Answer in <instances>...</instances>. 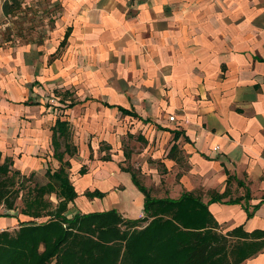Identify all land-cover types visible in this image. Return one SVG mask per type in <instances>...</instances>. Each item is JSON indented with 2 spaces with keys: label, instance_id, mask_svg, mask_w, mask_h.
I'll return each mask as SVG.
<instances>
[{
  "label": "crops",
  "instance_id": "1",
  "mask_svg": "<svg viewBox=\"0 0 264 264\" xmlns=\"http://www.w3.org/2000/svg\"><path fill=\"white\" fill-rule=\"evenodd\" d=\"M60 1L53 42L61 40L54 47L49 44L52 51L47 55L66 49L63 62L37 66L34 74L75 83L74 54L80 81L101 97L102 116H124L143 124L158 121L159 137L172 141L167 162L177 163L170 155L178 148L186 155L189 170L181 177L178 197L193 192L206 203L223 195L220 202L208 204L222 231L242 227L246 233L264 232V0ZM68 30L66 44L59 48ZM24 53L14 62L22 73L27 72ZM13 86L15 100L20 87ZM27 106L3 102L0 110L28 115ZM50 130L51 136L32 131L18 139L20 131L12 128L13 145L23 154L19 164L12 159L13 166L37 172L41 163L36 156L51 141ZM5 131L0 130V153L9 140ZM100 142L108 148L116 145L111 134L101 136ZM101 161L112 160L106 156ZM79 184L80 190L95 187L83 195L98 204L86 203L87 212L71 215L116 210L109 208L116 203L122 217L143 215L144 196L124 168L112 176L108 170L97 171ZM94 189L103 197L88 198L86 193ZM20 217L0 218V231L18 227ZM241 264H264V248Z\"/></svg>",
  "mask_w": 264,
  "mask_h": 264
},
{
  "label": "trees",
  "instance_id": "2",
  "mask_svg": "<svg viewBox=\"0 0 264 264\" xmlns=\"http://www.w3.org/2000/svg\"><path fill=\"white\" fill-rule=\"evenodd\" d=\"M20 7L19 0H5L3 15L12 16ZM68 35L69 30L59 48ZM69 140L68 123L57 119L51 146L60 166L45 172L46 184L28 188L25 194L22 183L30 177L12 170V158L0 153V206L6 210L0 218H47L42 223L19 221L17 230L0 231V264H241L264 248L262 231L246 233L237 227L222 233L208 204L220 202L223 195L206 203L193 192L158 199L133 174L132 182L144 196L141 218L124 219L116 210L68 217V204L77 197L69 179L70 163L64 161L65 155L71 158L76 153ZM79 174H85L84 168ZM50 194L58 199L54 207L45 198ZM86 196L102 198L103 193L95 190Z\"/></svg>",
  "mask_w": 264,
  "mask_h": 264
},
{
  "label": "rangeland",
  "instance_id": "3",
  "mask_svg": "<svg viewBox=\"0 0 264 264\" xmlns=\"http://www.w3.org/2000/svg\"><path fill=\"white\" fill-rule=\"evenodd\" d=\"M4 1L0 0V103L7 102L13 107L27 104L28 111L25 112L28 115L17 114L16 111L0 110V130H8L5 132L9 136L8 142L1 150L2 158L10 156L14 163L22 162L23 154L16 150L13 141L16 138L20 139L21 134L27 138L26 134L28 135L32 131H38L40 136H43L45 132L51 136L50 128L58 119L68 123L69 141L76 148V153L71 158L68 155L64 156V161L70 163L68 170L70 182L78 192L74 202L68 204V216H71L73 212H87L84 209L86 203L91 206L98 204L96 199L90 200L83 195L84 192L92 191L95 187L80 190L79 181L83 177L91 180L97 175V171L102 170H108L109 175L112 176L118 172L119 168H124L147 188L152 197L158 199L177 198L180 187L183 189L181 177L184 174L187 175L189 165L186 155L179 148L170 155L177 158V163L167 162L172 141L159 137L161 130L156 124L158 121L147 119L146 124H143V122L124 116H120L119 119L102 116L98 103L101 97H96L95 88H89L87 83L80 81L81 67L79 58L74 54L73 58L78 63V68L74 70L75 76H72L71 82L75 83H66L69 81H64L61 77L57 81L55 75L47 79L43 78L42 74H34L33 69L37 66L42 69L45 64H50L56 59L63 62L66 49L60 50L55 56L47 55L52 51V47L61 40L59 38L53 42L55 22L62 13L61 1L19 0L20 9L14 15L7 17L3 16L1 10ZM49 44H53V46L50 47ZM21 52L27 53V55L25 53L23 55V62L26 65L24 69L27 72L23 73L21 68L14 65L17 55ZM12 84L20 87V92L15 95V100L11 95L12 89H15ZM32 110L34 114H32ZM13 116L15 120H11ZM169 121L171 122V120ZM14 124L15 127L12 126ZM107 124H113V126L109 127L110 125ZM12 128L15 131H20L16 138L12 136ZM100 128L103 132L99 131ZM106 134L114 136L116 140L114 148H108L105 143L100 142L101 136H106ZM50 142L49 140L48 144L42 145L40 147L42 151H39L36 156L41 163L37 172L24 171L25 169H19L17 165L13 166L12 170L19 171L25 177H30L22 183L24 190L21 193L25 194L28 188H33L35 185L46 184L48 180L45 172L47 170L53 172L59 168V162L53 158V148ZM60 150H64L63 145ZM106 156H110L112 161L102 162L101 158ZM81 167L86 171L85 176L78 174ZM45 198L51 202L52 207L56 206L58 199L55 194H50ZM101 202L99 205L106 207L104 201ZM16 204L20 209L21 200L18 199ZM109 208L116 209L117 213L122 216L120 204L116 203L115 206ZM5 213L4 207L0 206V215ZM14 213L16 214V212ZM125 214L127 213H123L124 216ZM19 216H21V221L26 222L32 220L42 223L47 220V218L34 220ZM17 229L18 227L8 231ZM222 233L225 232L222 231Z\"/></svg>",
  "mask_w": 264,
  "mask_h": 264
},
{
  "label": "built area",
  "instance_id": "4",
  "mask_svg": "<svg viewBox=\"0 0 264 264\" xmlns=\"http://www.w3.org/2000/svg\"><path fill=\"white\" fill-rule=\"evenodd\" d=\"M169 120L173 121L174 118L173 117H170ZM219 148L218 147H215L214 150H218Z\"/></svg>",
  "mask_w": 264,
  "mask_h": 264
}]
</instances>
